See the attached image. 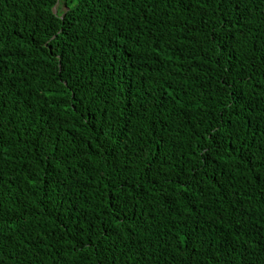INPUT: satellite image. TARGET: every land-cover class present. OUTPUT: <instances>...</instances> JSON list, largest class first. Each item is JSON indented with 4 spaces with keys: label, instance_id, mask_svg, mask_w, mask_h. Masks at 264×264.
I'll list each match as a JSON object with an SVG mask.
<instances>
[{
    "label": "trees",
    "instance_id": "trees-1",
    "mask_svg": "<svg viewBox=\"0 0 264 264\" xmlns=\"http://www.w3.org/2000/svg\"><path fill=\"white\" fill-rule=\"evenodd\" d=\"M0 0V264H264V0Z\"/></svg>",
    "mask_w": 264,
    "mask_h": 264
},
{
    "label": "rangeland",
    "instance_id": "rangeland-1",
    "mask_svg": "<svg viewBox=\"0 0 264 264\" xmlns=\"http://www.w3.org/2000/svg\"><path fill=\"white\" fill-rule=\"evenodd\" d=\"M65 10H66V7L64 5V2H63V0H60V3L57 5V7L54 9V11L56 13H62Z\"/></svg>",
    "mask_w": 264,
    "mask_h": 264
}]
</instances>
